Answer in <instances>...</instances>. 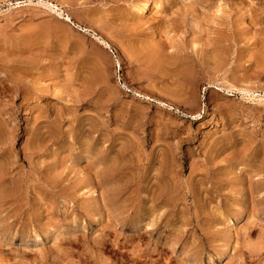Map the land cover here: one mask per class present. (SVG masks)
<instances>
[{
  "label": "rangeland",
  "instance_id": "obj_1",
  "mask_svg": "<svg viewBox=\"0 0 264 264\" xmlns=\"http://www.w3.org/2000/svg\"><path fill=\"white\" fill-rule=\"evenodd\" d=\"M0 264H264V0H0Z\"/></svg>",
  "mask_w": 264,
  "mask_h": 264
},
{
  "label": "bare ground",
  "instance_id": "obj_2",
  "mask_svg": "<svg viewBox=\"0 0 264 264\" xmlns=\"http://www.w3.org/2000/svg\"><path fill=\"white\" fill-rule=\"evenodd\" d=\"M68 20V19H67ZM2 175V174H1ZM2 178V177H1ZM6 178V177H5ZM3 182V181H2ZM6 189V188H5ZM8 191V189L6 190V192ZM6 192L5 193H2V194H6Z\"/></svg>",
  "mask_w": 264,
  "mask_h": 264
}]
</instances>
